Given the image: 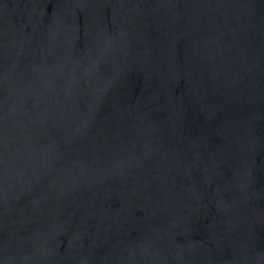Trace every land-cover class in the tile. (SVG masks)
Segmentation results:
<instances>
[{"label": "water", "instance_id": "95a60500", "mask_svg": "<svg viewBox=\"0 0 264 264\" xmlns=\"http://www.w3.org/2000/svg\"><path fill=\"white\" fill-rule=\"evenodd\" d=\"M0 264H264V0H0Z\"/></svg>", "mask_w": 264, "mask_h": 264}]
</instances>
